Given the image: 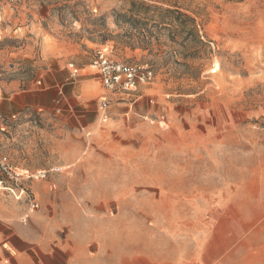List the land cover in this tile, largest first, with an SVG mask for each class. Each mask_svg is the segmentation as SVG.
<instances>
[{"label": "rangeland", "instance_id": "1", "mask_svg": "<svg viewBox=\"0 0 264 264\" xmlns=\"http://www.w3.org/2000/svg\"><path fill=\"white\" fill-rule=\"evenodd\" d=\"M107 46L153 81L105 90L90 65ZM0 156L46 172L20 181L21 201L0 189L2 206L32 200L118 264L189 244L261 258L264 0H0Z\"/></svg>", "mask_w": 264, "mask_h": 264}, {"label": "crops", "instance_id": "2", "mask_svg": "<svg viewBox=\"0 0 264 264\" xmlns=\"http://www.w3.org/2000/svg\"><path fill=\"white\" fill-rule=\"evenodd\" d=\"M26 213L0 204V264H118L116 259L104 257L99 245L65 239L60 224L41 212L22 223ZM201 246L189 244L175 252L159 253V264H246L235 260L240 252L232 260L204 259ZM144 255L149 254L144 251ZM260 257L247 264H264V254Z\"/></svg>", "mask_w": 264, "mask_h": 264}, {"label": "built area", "instance_id": "3", "mask_svg": "<svg viewBox=\"0 0 264 264\" xmlns=\"http://www.w3.org/2000/svg\"><path fill=\"white\" fill-rule=\"evenodd\" d=\"M112 50L110 47L101 49L90 67L96 71L103 88L111 93L132 94L136 92L141 85L153 81L155 75L153 70L147 65H132L111 58ZM70 75L74 79L80 75L82 69L74 63L69 64ZM109 104L106 98L102 99L101 110L102 121L107 123L109 120L108 109ZM46 176L45 171L29 174L25 170H21L8 160L5 156H0V189L13 195L17 201H21L26 192L20 187V181L27 179H40ZM11 182L12 185H6ZM38 204L32 200L29 201L28 210L22 219L27 224L30 216L38 210Z\"/></svg>", "mask_w": 264, "mask_h": 264}, {"label": "trees", "instance_id": "4", "mask_svg": "<svg viewBox=\"0 0 264 264\" xmlns=\"http://www.w3.org/2000/svg\"><path fill=\"white\" fill-rule=\"evenodd\" d=\"M136 4H137L136 2H133V6H135ZM149 9H151V8H149ZM154 11L159 12L162 16H165L166 18H168L169 15H173L174 16L173 21L180 23V24H185L184 22H186L187 20L193 21V20H190L189 17L184 16V15L179 14V13H175L171 10H160L159 8H154Z\"/></svg>", "mask_w": 264, "mask_h": 264}]
</instances>
